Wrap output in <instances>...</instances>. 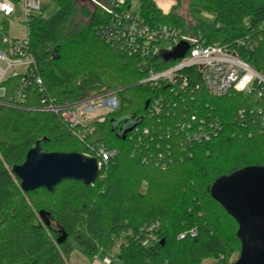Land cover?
Segmentation results:
<instances>
[{"label": "trees", "instance_id": "trees-1", "mask_svg": "<svg viewBox=\"0 0 264 264\" xmlns=\"http://www.w3.org/2000/svg\"><path fill=\"white\" fill-rule=\"evenodd\" d=\"M55 1L60 7L54 15L41 12L29 25L45 91L32 88L23 107L6 104L7 96L0 100V264H69L75 252L94 264L119 241L115 255L124 264H234L233 255L242 249L239 225L212 197L211 187L222 175L264 165V132H250L239 115L263 102L237 92L211 95L197 68L182 70L186 85L142 82L149 69L165 70L177 59L163 53L143 65L139 54L129 56L99 34L105 14L98 7L86 12L88 22L78 29L77 0ZM138 1L140 18L149 26L200 29L210 43L256 41L253 49L235 48L264 72V0H191L190 24L175 10L164 13L153 0ZM200 11L215 19L200 18ZM93 91L113 92L119 100L103 122L71 127L62 112L43 109V98L73 107ZM161 96L164 109L154 114L151 104ZM203 119L207 126L217 121L221 131L187 143L189 128ZM38 140L47 152L96 157L104 146L116 154L94 184L67 179L53 192H25L13 167ZM193 229L196 237H179Z\"/></svg>", "mask_w": 264, "mask_h": 264}, {"label": "built area", "instance_id": "built-area-1", "mask_svg": "<svg viewBox=\"0 0 264 264\" xmlns=\"http://www.w3.org/2000/svg\"><path fill=\"white\" fill-rule=\"evenodd\" d=\"M83 1L90 2L93 7H98L105 14L97 27L103 39L129 56L139 54L143 59V65H148L163 53H172L183 42L188 44L183 57L175 58L174 61L176 59L177 61L165 70L149 69L147 77L142 82L153 87H159L163 82L173 85L179 81L186 85L187 78L182 74V70L188 67L197 68L201 72L206 90L211 95L224 97L237 92L263 102L258 107L240 110L239 115L241 120L251 125L250 132H264V72L257 70L235 48L248 45L253 49L257 46L256 41L247 44L246 40L239 39L235 44L210 43L200 29L182 32L168 25L149 26L131 10V5L127 6V0ZM43 10L42 0H0V100L7 96L6 104L23 107L32 88H39L41 92L46 89L37 58L32 51L29 29L30 23ZM207 14H204L203 18L212 22L215 19L214 14ZM18 16L22 18L19 21L28 26L27 33L22 38L9 34L11 22ZM9 89H13L12 94H8ZM42 105L44 110L62 112L63 118L71 127H75L83 124L74 112L75 109H81L83 114L99 109L110 113L119 108V100L113 92H106L73 107L57 106L53 99L49 98H43ZM163 109L164 98L162 96L155 98L151 104V112L159 114ZM220 131L221 126L217 121L207 126L206 120L203 119L196 129L189 128L186 142L191 144L209 140ZM78 136L82 139L81 135ZM115 154V150H109L104 146L98 147L96 158L100 169ZM197 233V230L193 229L180 234L179 237L184 238L188 235L194 238ZM143 244L147 246L149 241Z\"/></svg>", "mask_w": 264, "mask_h": 264}, {"label": "water", "instance_id": "water-1", "mask_svg": "<svg viewBox=\"0 0 264 264\" xmlns=\"http://www.w3.org/2000/svg\"><path fill=\"white\" fill-rule=\"evenodd\" d=\"M181 43L168 57H183ZM132 129L127 127L124 135ZM25 192L45 188L53 192L62 181L73 179L94 184L100 174L98 159L79 152H47L41 141L28 151L25 161L13 167ZM212 197L237 221L242 249L234 264H264V165H249L218 177Z\"/></svg>", "mask_w": 264, "mask_h": 264}, {"label": "rangeland", "instance_id": "rangeland-1", "mask_svg": "<svg viewBox=\"0 0 264 264\" xmlns=\"http://www.w3.org/2000/svg\"><path fill=\"white\" fill-rule=\"evenodd\" d=\"M102 1H105V0H102ZM153 1L156 3L157 7L159 9H161L158 6L157 2L155 0H153ZM42 2H43V6H44L43 12L45 13L46 17H50V16L54 15L59 10V7H60L59 3L55 0H42ZM174 2L175 3L171 6L170 11L164 12L162 9L161 10L166 14L175 10V12L177 14L183 15L185 17L186 21L190 24L193 21V18H192L193 16L191 14V10L189 7L191 0H175ZM90 4L91 3L88 1L77 0V6L78 7H77V12L75 14V19H74V27L75 28L79 29V28L85 26V24L88 22V15L86 14V12L88 10L93 9V5L92 4L90 5ZM140 7H141L140 2L138 0H133L131 10L139 16H140ZM207 13L208 12H205V11L201 12L200 11L199 17L203 18L204 14L208 15ZM210 14H212V13H210ZM21 19H22L21 16H18L11 22V25L9 28L10 36L22 38L26 35L27 30H28V26L26 24L20 22L19 20H21ZM95 95H97V91H93L89 98H92ZM98 103H100V100L98 101ZM74 112H76V115H77V117L81 123L87 124V123H90L93 121H97L99 123L105 121V119H106L105 115L107 114L108 111L103 110V109H99V110L90 112L89 114H83V113H81V109H75ZM130 124H131V120L129 119L125 125H130ZM224 226L227 228V230H232V225L230 223L225 222ZM120 243H121V241H119L117 243V245L115 247V251L110 252V255L108 256V258L106 260L107 263L117 264L113 260L114 256L112 254L113 253L115 254V252L118 248V245ZM239 256H240V254L235 253L233 255V259L235 260L237 257L239 258ZM211 261H213V260H211V259L208 260V262H211ZM69 264H85V258L79 252H75L71 255ZM87 264H88V262H87ZM122 264H124V263L122 262Z\"/></svg>", "mask_w": 264, "mask_h": 264}, {"label": "crops", "instance_id": "crops-1", "mask_svg": "<svg viewBox=\"0 0 264 264\" xmlns=\"http://www.w3.org/2000/svg\"><path fill=\"white\" fill-rule=\"evenodd\" d=\"M158 4V6L164 11L168 12L171 9V6L175 3V0H155ZM112 254V253H111ZM110 255V252L107 250H102L98 256V258L95 260L94 264H109L107 263V258ZM114 256L113 260L117 264H122V262L117 258V256L113 253ZM85 264H87V260L85 259Z\"/></svg>", "mask_w": 264, "mask_h": 264}]
</instances>
